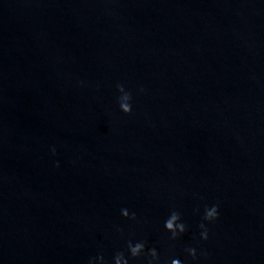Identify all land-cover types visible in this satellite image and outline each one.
Listing matches in <instances>:
<instances>
[{
  "label": "water",
  "instance_id": "obj_1",
  "mask_svg": "<svg viewBox=\"0 0 264 264\" xmlns=\"http://www.w3.org/2000/svg\"><path fill=\"white\" fill-rule=\"evenodd\" d=\"M129 241L264 264V0H0V264H114Z\"/></svg>",
  "mask_w": 264,
  "mask_h": 264
},
{
  "label": "clouds",
  "instance_id": "obj_2",
  "mask_svg": "<svg viewBox=\"0 0 264 264\" xmlns=\"http://www.w3.org/2000/svg\"><path fill=\"white\" fill-rule=\"evenodd\" d=\"M118 91L122 94L119 97V103L120 108L125 114H130L132 111L131 106V99L132 95L130 92L125 91V88L121 84H117ZM53 153L55 154V149H53ZM57 166H59L57 164ZM196 212H199V209L197 208L195 210ZM121 215L127 219L136 220V214L135 213H129L127 209H121ZM219 219V205L213 204L210 207L205 206L204 213L202 216V221L199 224L200 229V239L207 241L209 238V229L207 227V224L214 223L216 220ZM164 228L166 232L170 233L169 236L170 240H177L179 239L187 230L188 226L185 222L182 220L181 213L173 209L170 211V214L168 218L164 222ZM127 250L129 256H126L124 252H118L114 256V264H129V257L132 259H139L141 257H148L147 264H159V254L156 251L155 248H146V241H139L136 243H133L132 241H129L127 244ZM185 251L187 254L195 260L197 258V250L196 248L189 247L186 248ZM203 255H207V253H203ZM101 261V264H106L104 262V258L102 256L97 257ZM89 264H93V261L90 260ZM170 264H181V261L179 259H172Z\"/></svg>",
  "mask_w": 264,
  "mask_h": 264
}]
</instances>
